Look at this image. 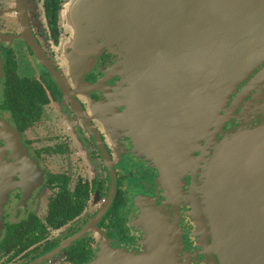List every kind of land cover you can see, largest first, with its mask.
Wrapping results in <instances>:
<instances>
[{"label": "flooded vegetation", "instance_id": "flooded-vegetation-1", "mask_svg": "<svg viewBox=\"0 0 264 264\" xmlns=\"http://www.w3.org/2000/svg\"><path fill=\"white\" fill-rule=\"evenodd\" d=\"M69 3L0 0V118L21 141L2 142L0 264H224L205 207L214 150L192 132L201 84L139 79L107 45L80 61ZM223 114L216 142L264 123V63Z\"/></svg>", "mask_w": 264, "mask_h": 264}, {"label": "water", "instance_id": "water-1", "mask_svg": "<svg viewBox=\"0 0 264 264\" xmlns=\"http://www.w3.org/2000/svg\"><path fill=\"white\" fill-rule=\"evenodd\" d=\"M66 14L80 61L94 66L107 45L139 79L192 80L183 88L192 91L201 84V124L192 132L201 130L204 151L214 150L205 185L210 250L224 264H264V123L216 142L232 95L264 63V0H70ZM189 104L187 112L198 110L194 98ZM9 130L0 118V177L10 174L2 142L21 144Z\"/></svg>", "mask_w": 264, "mask_h": 264}, {"label": "rangeland", "instance_id": "rangeland-1", "mask_svg": "<svg viewBox=\"0 0 264 264\" xmlns=\"http://www.w3.org/2000/svg\"><path fill=\"white\" fill-rule=\"evenodd\" d=\"M66 17H67V19H69L68 16H67V14H66ZM67 30L70 32L71 37H73L74 34L71 32L69 20H68V24H67Z\"/></svg>", "mask_w": 264, "mask_h": 264}]
</instances>
